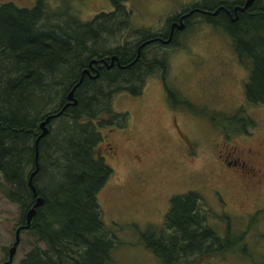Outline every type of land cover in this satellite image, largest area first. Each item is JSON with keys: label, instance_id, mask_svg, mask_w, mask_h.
Segmentation results:
<instances>
[{"label": "trees", "instance_id": "1", "mask_svg": "<svg viewBox=\"0 0 264 264\" xmlns=\"http://www.w3.org/2000/svg\"><path fill=\"white\" fill-rule=\"evenodd\" d=\"M109 1L110 10L98 11L86 20L78 19L65 6L51 11L44 0H36L30 7L0 3V194L17 204L20 218L34 200L27 178L34 168L37 122L68 101L66 92L89 58L116 54L122 65L92 64L97 74H82L72 89L74 104L50 118L47 133L37 140V168L31 182L42 201L34 206L28 227L21 230L33 240L19 264H107L114 241L102 221L96 193L111 168L95 146L103 138L102 126L122 128L125 124L124 113L111 108V96L120 90L139 93L144 77L154 67L167 96L174 94L164 81L163 58L145 57L148 44L131 61L137 41L157 33L130 29L140 39L128 40L123 34L129 30V9L124 0ZM239 3L241 0H194L183 11L194 12L195 7L213 10L220 5L231 10ZM194 15L227 32L238 61L247 68L244 99L264 103V0H252L230 17L194 12L185 27ZM180 102L188 104L182 98ZM218 120L221 128L232 124L242 131L251 124L241 105ZM200 203L198 192L192 189L172 194L161 232L140 234L143 245L160 264H189L190 256L202 258L227 246L226 236H217L205 223Z\"/></svg>", "mask_w": 264, "mask_h": 264}, {"label": "rangeland", "instance_id": "2", "mask_svg": "<svg viewBox=\"0 0 264 264\" xmlns=\"http://www.w3.org/2000/svg\"><path fill=\"white\" fill-rule=\"evenodd\" d=\"M8 1L30 7L36 0L0 3ZM44 1L51 11L65 6L80 20L111 9L109 0ZM193 1L124 0L129 9L127 32H164L166 22ZM127 32L123 36L133 43L139 38ZM173 39L171 44L153 43L144 49L145 57L156 55L166 62L164 81L174 90L173 96H167L154 67L139 93L120 90L112 94L111 108L124 113V126L99 129L103 138L95 150L111 168L96 193L102 221L114 241L107 264H160L140 234L161 232L169 197L189 189L198 192L205 223L217 236H226L227 246L202 258L190 256L188 263L258 264L264 260V182L252 184V169L226 165L222 157L229 152L226 160L232 159L243 145L264 138V103L244 99L247 68L238 61L221 26L194 15ZM181 98L188 104L180 102ZM240 105L251 119L246 131L232 124L217 126L223 114ZM133 152L139 153V161ZM259 161L264 173V151ZM19 213L17 204L0 194V261ZM32 240L29 233L20 231L9 264H19Z\"/></svg>", "mask_w": 264, "mask_h": 264}, {"label": "water", "instance_id": "3", "mask_svg": "<svg viewBox=\"0 0 264 264\" xmlns=\"http://www.w3.org/2000/svg\"><path fill=\"white\" fill-rule=\"evenodd\" d=\"M252 0H243L241 4H234L232 6V10L234 11V16H235V12L237 10H244L250 3H251ZM219 7H222V5H220ZM218 7L214 8L213 10H209V9H205V8H198V10L200 12H203V13H215L217 11ZM192 9L190 10H187L181 14L178 15L177 17V20H173L170 24V29L167 33V36L166 38L164 39H161L163 42H168L170 37H171V28L172 26H174L176 29H181L183 26H184V21H183V17L188 15L190 12H191ZM233 18V17H231ZM157 37H150V38H147L143 41H141L139 43V45L137 46L136 48V55L133 57V59L131 61H133L137 55H138V48L139 46L147 43V42H150L151 40L155 39ZM106 57H108V65L115 61L116 64L118 66H122L118 63L117 61V56L116 54H112V55H109V56H104V57H91L89 58L88 62H87V66L86 67H83L80 71V74H79V78L77 79V81L71 86V88L66 92V98L68 99V101H65L61 106L60 108L57 110V111H54V112H51V113H47L46 115H44L43 118H41L38 122H37V125H38V128H39V132L37 133L36 137L34 138V141H33V145H34V157H33V162H34V168L30 171L29 175H28V178H27V185L28 187L30 188L31 190V193L34 197V200H33V203L32 205L27 208L25 211H24V223H21L20 225H18L17 227H15L14 229V239L12 240V242L9 244V246L6 248V253H7V257L6 259H4L3 261L0 262V264H7L11 261L12 259V256L15 252V249H16V245L18 243V239H19V230L20 229H25L28 227L29 225V222H30V218L34 212V206L38 205L41 203L42 201V198L41 196L37 195L36 194V191H35V188L31 182V176L32 174L35 172L36 168H37V160H36V157H37V150H36V146H37V140L39 139V137L45 135L48 131V127H47V122L50 118L54 117V116H57L65 106L67 105H71V104H74L75 102V99L72 97V89L73 87L80 81L81 79V76L83 73H87L89 74L91 77L95 76L97 74V72L95 71V68L91 65V63H96V62H102V63H105L106 62ZM130 61V62H131ZM89 69H93L95 72L93 74L90 73Z\"/></svg>", "mask_w": 264, "mask_h": 264}, {"label": "flooded vegetation", "instance_id": "4", "mask_svg": "<svg viewBox=\"0 0 264 264\" xmlns=\"http://www.w3.org/2000/svg\"><path fill=\"white\" fill-rule=\"evenodd\" d=\"M242 1L243 0H241V3H242ZM241 3H239V4H241ZM198 8L199 7H195V10H193L195 13H201L199 10H198ZM214 9V8H213ZM212 10V9H211ZM186 10H181V11H178V13L176 14H174L167 22H166V27H165V31L164 32H160V31H156V33L157 34H155V35H152V37H157V38H155V39H153V40H151L150 42H147V43H145L146 45L147 44H149V43H161V44H167V43H171L172 41H173V37H174V32L175 31H178V30H181V29H183V27H185V23H186V19H188L191 15H192V13H194V12H190L188 15H186V16H184L182 19H183V21H184V26L181 28V29H176L174 26H172V28H171V37H170V40L168 41V42H163L161 39H164V38H166V36H167V33H168V31H169V29H170V24H171V22L173 21V20H177V17H178V15L179 14H181V13H183V12H185ZM225 14L227 17H230L231 16V14H234V11L231 9V10H229L228 8H226V7H220V8H218L217 9V11L215 12V13H209V15L210 16H215V15H218V14ZM208 15V14H207ZM176 33V32H175ZM151 36H149V37H145V38H143V39H140V41H137V43H136V46H135V48H137V46L139 45V43L141 42V41H143V40H145V39H147V38H150ZM145 44H143V45H145ZM143 45H141V46H139V48L140 47H142ZM139 48H138V50H139ZM106 59V62L105 63H102V62H96L95 63V65H103L104 67H106V68H109L110 66H112L114 63H115V61H113L112 63H111V65L109 64L108 65V62H109V60H108V58L106 57L105 58ZM92 64H94V63H91V65ZM89 71L91 72V71H94L93 69H89ZM95 72V71H94ZM109 143V141H104V144H108ZM234 147V146H233ZM110 148H113V147H111L110 146ZM191 149V148H190ZM138 151H139V153L140 152H142V148H139L138 149ZM264 151V138L263 139H259V140H256V141H252L250 144H248V145H243L242 146V148H240V150H239V152L236 154V157H234V158H232V159H228V160H226V156H228V153L229 152H226V153H224V156L222 157V160L224 159L225 160V163H226V165H230V164H238V165H240L241 167H246L247 169H252L251 171H250V175L254 178L253 179V181H252V184L253 183H259V182H264V173L263 172H261V167L259 166V163H260V161H259V158H260V155L262 154V152ZM139 153H134L133 152V156L134 157H136V159L139 161L140 160V156H139ZM242 154H244L243 155V157L241 158V156L240 155H242ZM103 158V157H102ZM246 188V187H245ZM23 220H24V212H23V217L22 218H20V213H19V215L17 216V218H16V223H15V225H14V228H13V238H12V240L14 239V229H15V227H17L18 225H20L21 223H23ZM22 229H20L19 230V233H20V231H21ZM12 240H11V242H12ZM10 242V243H11ZM18 242H19V239H18ZM18 244V243H17ZM9 246V245H8ZM7 246V247H8ZM6 247V248H7ZM6 257H7V253H6V249H5V257L1 260V261H3L4 259H6ZM12 258H13V256H12ZM0 261V262H1ZM11 261H12V259H11ZM10 261V262H11ZM9 262V263H10ZM9 263H7V264H9Z\"/></svg>", "mask_w": 264, "mask_h": 264}, {"label": "bare ground", "instance_id": "5", "mask_svg": "<svg viewBox=\"0 0 264 264\" xmlns=\"http://www.w3.org/2000/svg\"><path fill=\"white\" fill-rule=\"evenodd\" d=\"M170 40V39H169ZM17 246V245H16ZM16 250V249H15ZM15 253V252H14Z\"/></svg>", "mask_w": 264, "mask_h": 264}]
</instances>
